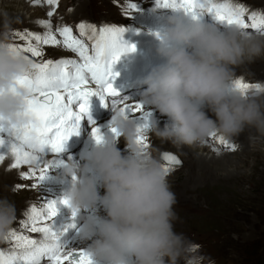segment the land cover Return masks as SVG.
Segmentation results:
<instances>
[{
    "label": "clouds",
    "instance_id": "obj_1",
    "mask_svg": "<svg viewBox=\"0 0 264 264\" xmlns=\"http://www.w3.org/2000/svg\"><path fill=\"white\" fill-rule=\"evenodd\" d=\"M22 22L0 8V121L5 125L26 122L30 93L18 81L35 71L24 54L14 51L12 37ZM158 39L165 62L145 79L142 98L170 123L161 127L153 120V134L182 150L216 135L231 139L248 133L249 146L264 151V83L247 91L233 86L238 68L264 58V36L175 12ZM113 112L111 124L119 137H105L84 163L64 170L77 178L66 194L71 210L87 213L79 228L80 238L91 242L86 251L95 264H202L197 245L175 230L176 196L160 158L138 142L143 133L136 120L120 107ZM121 137L127 154L118 147ZM14 191L0 187V243L17 220L15 201L6 194Z\"/></svg>",
    "mask_w": 264,
    "mask_h": 264
},
{
    "label": "snow or ice",
    "instance_id": "obj_2",
    "mask_svg": "<svg viewBox=\"0 0 264 264\" xmlns=\"http://www.w3.org/2000/svg\"><path fill=\"white\" fill-rule=\"evenodd\" d=\"M28 2L41 4V0ZM45 2L52 6L46 15L54 16L59 0ZM122 7L128 16L140 10L133 0H125ZM156 7L183 12L195 21L210 18L218 27L236 25L245 31L254 30L256 35L264 36V13H249L245 5L230 0H156ZM38 25L44 30L43 35L28 30H18L13 34L16 39L24 42L22 45L14 44V51L24 54L35 71L18 81V85L30 93L24 113L26 122L15 126L0 121V149L4 150L0 154V163L10 154L13 158L11 170L28 166L25 171L19 172L20 180L32 181V189L41 187L50 179V173L62 163L60 157L68 141L80 134L85 118L91 124V136L95 142L99 144L105 138L91 115L93 97H98L105 108L110 105L114 111L120 107L128 117L138 120L139 129L143 133L138 142L149 147L145 133L151 130L153 113L146 110L143 104L119 99L120 93L114 87V81L119 75L114 72V66L122 56L136 51L135 45L126 46L124 43L126 29L113 26L98 29L81 22L77 26L76 35L71 26H58L54 29L51 20L39 21ZM85 35L93 40L91 47L80 38ZM42 46L61 47L74 53L78 60L62 59L54 62L48 59L38 62L30 58L43 57ZM233 86L241 91L249 88L243 80L234 81ZM110 130L113 138L119 137L118 130L112 124ZM49 156L52 158L46 159ZM163 160L165 172L181 163L170 153H165ZM76 179L74 176L73 181ZM15 187L21 189L24 185L17 184ZM41 203L43 207L31 206L25 213L26 219L20 221L21 228L30 233H39L40 238H32L13 229L7 240L12 242V250L0 251V264H42V261L48 264H95L86 250L71 248L66 243L69 231L77 228V212L71 210V223L58 224L61 209H71L68 198L43 199Z\"/></svg>",
    "mask_w": 264,
    "mask_h": 264
},
{
    "label": "rangeland",
    "instance_id": "obj_3",
    "mask_svg": "<svg viewBox=\"0 0 264 264\" xmlns=\"http://www.w3.org/2000/svg\"><path fill=\"white\" fill-rule=\"evenodd\" d=\"M42 1L45 2V0ZM234 1L239 4L243 2L249 4L248 1L251 0ZM133 2L138 5L140 10L128 16L124 14L122 7L125 0H59V7L55 10L62 9L64 14L59 16L58 21H55L53 28L64 25L72 27L81 22H86L98 29L101 26L114 25L113 27H122L130 32L134 30L137 33L147 34L146 31L149 28H145L143 21L157 15L167 16L165 15L167 10L156 7V0H133ZM7 4L0 0V8ZM152 4L155 7H152ZM12 5L15 6L14 9L7 10L22 16L30 25L28 26L27 23H23L27 26L18 24L16 31L28 30L33 33L44 34V30L38 24L34 21H28L30 16L34 15L33 9L23 10L20 5ZM72 13L77 14V17L73 16ZM172 16H168L167 19L169 20ZM40 17L43 20L46 19L45 15ZM157 19L160 22L164 21L158 17ZM35 20L37 21V19ZM49 20L54 21L50 18ZM164 23L166 22L164 21ZM129 31H125V33ZM12 40L15 45L24 43L16 39L14 35ZM42 48L43 57L30 58L38 62H44L48 59L57 62L59 59L72 57V52L63 50L61 47L42 46ZM28 55L30 56V54ZM243 69L245 67L236 70L238 80L256 77L264 79V75H257V73H242ZM255 82L257 84L263 83L261 81ZM109 108L97 119L98 121L108 118L111 113H114L111 106ZM157 121L161 127L165 125V120L162 117ZM247 135L248 133L242 134L245 137ZM234 138L236 139V137ZM234 138H232L234 143L239 145L241 140ZM122 141L123 143L120 142L118 147L123 148L124 151L123 138ZM149 141L151 143L149 149L160 158L161 163H165L163 160L165 153L173 154L181 161L178 166L167 172L168 182L177 201L175 212L179 219L175 223V230L184 233L197 245L202 264H264V151L258 148L254 150L249 146V143H246L241 150L235 149L229 152L217 151L216 148L218 153L229 157L227 158L228 161L222 160L219 163L213 162L205 165L200 162L201 152L205 155L207 152L204 150L205 144L204 146L197 145L179 150L171 143L161 142L153 133L149 136ZM207 144L209 143L207 142ZM162 148L166 149L162 150ZM49 180L59 181L56 177H50ZM19 181V184L22 182L31 183L27 180L21 181L20 178ZM16 185L12 186L15 189L14 192L6 193L15 201L17 208V220L13 229L37 239L40 234L30 233L27 229L21 228L20 221L26 219L25 213L31 206L43 207L41 201L45 199L44 195H48V193L43 191L46 188L39 191L30 186L16 189ZM98 214L105 215L102 212ZM79 227L75 229L73 234L69 235L71 237L67 239L66 243L71 248L87 250L84 244L85 240L80 242L81 244L75 241ZM11 244V241L0 243V251H11ZM42 264H48V262L42 261Z\"/></svg>",
    "mask_w": 264,
    "mask_h": 264
},
{
    "label": "bare ground",
    "instance_id": "obj_4",
    "mask_svg": "<svg viewBox=\"0 0 264 264\" xmlns=\"http://www.w3.org/2000/svg\"><path fill=\"white\" fill-rule=\"evenodd\" d=\"M1 2L8 3L5 6H1V8H6V9H10V10L14 9V7H15L12 4L22 6L23 10H27L28 8L33 9L34 15L30 16L28 21H32V22L34 21L36 24H38L39 21L43 20V18H41L40 16L45 15L46 19H44V20H49V18L53 19L54 21H52V20L51 21L54 25L55 21H58L59 16H62L64 14V11L62 9H57V10H55L56 14L54 16L48 18L46 13L48 11L52 10V6L47 5L46 2H44L42 0H41L40 5L31 4L29 2H25V0H1ZM217 2H224V0H217ZM230 2L236 3L234 0H230ZM248 2H249V4L248 3L246 4L245 2H243L244 4L243 3H240V4L245 5L248 8L249 13H251V12L264 13V0H251ZM237 4H239V3H237ZM152 7H155L154 4H152ZM174 14H175L174 11L167 10V13H165V15H167V16L157 15L155 17L153 16L151 19H148L147 21H143L145 28H149L146 31L147 32L146 35H148L149 38L145 35V33L142 34V33H137V32H130L129 30H126V31H129V33H126V34L124 33V36H123L124 43L125 44L127 43L129 46L135 45L137 53L144 54L146 57L152 59V61L149 60V62H154V61H157L159 63L163 62L164 59L158 53L160 41L158 39L157 34L160 35L165 30V28L167 26V22H168L167 17L172 16ZM73 16L77 17V14H73ZM157 17L163 19L166 23H164V21L160 22L159 19H157ZM21 18H22V16H21ZM35 19H37V21ZM22 20H23V22L20 23L21 26H27V25L30 26L29 23L24 18H22ZM201 22L213 23L210 18H205ZM23 23H27V25H23ZM31 25H32V23H31ZM112 26H114V25H112ZM127 29H129V28H127ZM249 31H252L254 33V30H249ZM72 57L71 58L69 57V59H76V58H72ZM60 60H62V59H60ZM151 66L152 65L150 64L149 68H151ZM251 72L257 73V75L258 74L264 75V58L257 59L254 63L247 65L245 67V69H243L242 73H248L249 74ZM243 81L249 85L248 90H252L255 88V86L257 85V83L255 81H261L264 83V79H262V78L259 79L257 77L254 79L248 78V80H243ZM133 85H139V83H129L128 84V86H133ZM146 89H147V87H138L137 89L131 90L129 87L128 92L120 95L119 99L124 100V99L130 98V99H127L129 101V103L143 104L145 106L146 110L153 113V117H154L153 120H159V118L161 119V117H162V119L165 120V124L170 123L168 117L163 116V115L161 116V114L159 113L158 110L154 109L151 106L145 105L143 103V98H142L143 95H141V94H143ZM130 100H132V101H130ZM91 112H92V109H91ZM103 114H104V112H101L99 114V116H97L95 118L96 125L102 129V132L104 133L105 137H113L111 130H110V124H111L112 117H113L114 113H111L110 117L99 119V121H98L97 119L100 118ZM207 114L209 115L210 118L215 119L214 115L210 111H208ZM137 123H139L138 120H137ZM88 124H89V121L87 118H85L81 124V130H80L81 133H80L79 141L82 140V138H84V141H83V144L81 146L80 151L78 153L76 151L65 153L62 157H60V160L62 161L60 166L55 168L50 173V177H56L59 181H57V180L50 181L49 180V181H46L41 187L37 188L38 191L42 188H46L43 190L44 192L48 193V195H46V194H45L46 196L44 195L45 199H47V198L48 199H57V198L66 197V194L71 190L72 184L74 183L73 177L65 174V171H64L65 168H67L68 165L73 163V162L81 163V164L84 163L85 162V160H84L85 156L94 148L95 143H96L95 140L91 136V130H92L91 126L88 128ZM86 131H87V133H86ZM151 132L152 131L150 130V132L145 133V135H147V138H148L149 147L151 146V143L149 141V136H151V134L153 133V132L152 133ZM85 133H86V135L84 136ZM237 138H239L241 140L239 145L234 143V140L232 138L231 139L225 138L222 135H216L213 138L210 137L207 141L210 145L205 143V149L204 150L207 152H206V155L203 152H201L202 157L200 159V162H202L206 165V163H208V164L213 163V162L219 163L222 160L228 161L227 158H229V157H226L225 155H222L221 153H218L217 151L222 150V151L229 152V151L233 150V146L235 149L241 150L246 143H249L247 137H245V136L240 135L239 137H236V139ZM221 140H223L224 142L221 143ZM243 141H244V143H243ZM120 142L123 143L122 137L120 138ZM203 146H204V144H203ZM165 149L166 148H162V150H165ZM121 150H122V152L127 153L126 149H124V151H123V148H122ZM3 153H4V150L0 149V154H3ZM51 158L52 157L49 156L46 159H51ZM12 162H13V158L11 157L10 154H8V155H6L5 160L2 163H0V187H3L5 185L13 186L14 184H19L20 183L19 172L25 171L28 167V166H22L21 169H19V170H11L10 165ZM163 167H165V166L163 165ZM5 169H7L8 171H5ZM32 183L33 182L31 181V183L22 182L21 184H23L24 186H31ZM101 189H103V188L101 187L99 189V191H100V194L103 195L104 189L103 190H101ZM101 212L104 213L102 210H100V213ZM86 215H87V213H81L76 218L75 223L77 224V227L81 226L84 223V218ZM99 215H102V214H99ZM57 220H58L59 225H65L67 223H71L72 222L71 209L62 208L61 214L57 218ZM74 231H75V229L69 231V233L67 234V237H66V241L69 237H71L69 235L71 233L73 234ZM39 238L40 237H37V239H39ZM75 241H77L78 243L84 241L83 239L80 238L79 231L77 233V237H76ZM90 243H91L90 241L84 242V244L87 248L89 247ZM81 248H83V247H81Z\"/></svg>",
    "mask_w": 264,
    "mask_h": 264
}]
</instances>
